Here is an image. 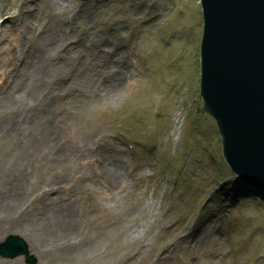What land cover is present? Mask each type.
<instances>
[{
    "label": "rangeland",
    "instance_id": "1",
    "mask_svg": "<svg viewBox=\"0 0 264 264\" xmlns=\"http://www.w3.org/2000/svg\"><path fill=\"white\" fill-rule=\"evenodd\" d=\"M202 22L199 0H0V186L70 211L66 239L88 250L58 255L69 228L53 240L31 210L0 241L18 234L35 264H264V198L226 174L202 110ZM42 115L59 131L50 168L24 171Z\"/></svg>",
    "mask_w": 264,
    "mask_h": 264
},
{
    "label": "water",
    "instance_id": "2",
    "mask_svg": "<svg viewBox=\"0 0 264 264\" xmlns=\"http://www.w3.org/2000/svg\"><path fill=\"white\" fill-rule=\"evenodd\" d=\"M200 2L203 110L216 121L231 172L264 194V0ZM21 254L36 262L21 237L0 243L1 256Z\"/></svg>",
    "mask_w": 264,
    "mask_h": 264
},
{
    "label": "bare ground",
    "instance_id": "3",
    "mask_svg": "<svg viewBox=\"0 0 264 264\" xmlns=\"http://www.w3.org/2000/svg\"><path fill=\"white\" fill-rule=\"evenodd\" d=\"M204 27L202 28V30ZM202 39V38H201ZM53 66L50 67L48 63L45 61H41L35 64L34 66V75L32 76L33 81L35 83H38V87H41L43 84L41 82V77L48 75L51 73ZM55 71V70H54ZM42 75V76H41ZM122 76H124L122 74ZM34 83V84H35ZM36 85V84H35ZM203 110V108H202ZM204 111V110H203ZM207 115L211 116L208 112L204 111ZM33 121V122H32ZM31 124L33 126H36L37 132H31L32 138H33V145H35L34 149H30L29 155H28V161L25 163V165L22 167L24 171L26 170H33L35 172L40 171L41 169L48 170L50 168L49 164V158L52 154V143L54 140H56L57 136H59V131L56 128H53V125L51 124V121L55 122V118H52L50 116H41L40 120L36 118L35 120H32ZM52 122V123H53ZM17 128V127H15ZM14 128V129H15ZM8 127L2 131H6ZM12 129V128H11ZM4 134L8 133H1L0 130V137ZM46 146V147H44ZM49 153L46 155V153ZM262 157V156H261ZM63 157H57V160H59V164L61 160H63ZM116 158V157H115ZM65 160V159H64ZM122 178H116L113 182V185L121 183ZM61 180L58 178L57 183H59ZM123 181V180H122ZM222 182L225 181L224 178L221 180ZM252 189V187H251ZM245 191H248L247 189ZM222 192V190H220ZM21 194V195H20ZM26 191H23V188L20 184L15 183V186L13 187V190L10 185L0 186V228L6 227L7 225H14L17 224L18 221L24 218L28 210L33 211L34 213L39 214L38 218H35L34 222L35 224L41 228V230L47 235L54 234L53 240H59L61 237V234L58 233V230L63 228L66 225V228H69V231L64 234L63 240L66 241H60L57 245H53L52 249H58V255H62L66 259H71L80 254L81 251H84V253L88 250V248H85L81 246L80 244L77 245L75 241L70 242L69 239H66L67 236L70 234L78 233V227L75 219H73L69 214L70 211H67L66 213H62V209L60 205H51L48 206L47 204L44 205L40 201L34 200L33 204L34 207L30 209L31 203L29 202L27 204V207L23 209L21 204L22 202L27 201V198H25ZM248 197V194L245 193L241 195V197L244 199ZM261 198H264L263 196H260ZM29 201V200H28ZM47 203V202H46ZM30 216V214H29ZM42 221V222H41ZM41 222V223H40ZM15 224V225H16ZM27 230L31 229L33 230L34 227L37 226H30L29 224L25 225ZM50 239V238H48ZM77 239V238H76ZM50 245L51 242L49 243ZM50 247L48 246H45ZM60 248H64L63 251L60 250ZM83 248V250H82ZM30 250V248H29ZM31 252V251H30ZM65 252V253H64ZM82 253V252H81ZM37 254L40 255L39 252ZM51 256V254L49 255ZM62 261V259H61Z\"/></svg>",
    "mask_w": 264,
    "mask_h": 264
}]
</instances>
